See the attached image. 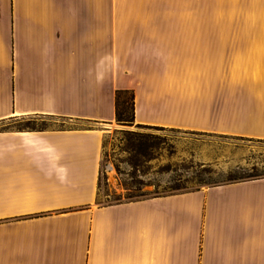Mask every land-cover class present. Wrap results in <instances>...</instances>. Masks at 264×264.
<instances>
[{"label": "crops", "instance_id": "1", "mask_svg": "<svg viewBox=\"0 0 264 264\" xmlns=\"http://www.w3.org/2000/svg\"><path fill=\"white\" fill-rule=\"evenodd\" d=\"M117 93L264 139V0H0V264H264V177L97 203Z\"/></svg>", "mask_w": 264, "mask_h": 264}, {"label": "rangeland", "instance_id": "2", "mask_svg": "<svg viewBox=\"0 0 264 264\" xmlns=\"http://www.w3.org/2000/svg\"><path fill=\"white\" fill-rule=\"evenodd\" d=\"M121 100L124 121L99 126L97 203L164 195L181 190L172 189L177 185L189 189L222 183L237 167L264 170V142L255 141L260 138L138 124L131 118L130 96ZM41 119L24 118L14 126H41ZM199 179L203 182L195 183Z\"/></svg>", "mask_w": 264, "mask_h": 264}, {"label": "trees", "instance_id": "3", "mask_svg": "<svg viewBox=\"0 0 264 264\" xmlns=\"http://www.w3.org/2000/svg\"><path fill=\"white\" fill-rule=\"evenodd\" d=\"M124 105L123 100H121V93H117L115 97V106H116V112H115V119L117 121H124V119L121 118L120 114L122 112L121 107ZM130 108L132 109L131 106V99H130ZM131 118L133 121V115H132V110H131ZM257 142H264L263 139H257L255 140ZM264 177V170H259L256 165H252L250 168H242V167H237V169H234L232 171H229L228 173V178L222 182V183H227V182H237V181H244V180H251V179H257ZM192 182V181H190ZM203 181L199 179V181H195V183H202ZM194 183V184H195ZM221 184V183H217ZM215 185V184H211ZM210 186V185H208ZM185 185H177L176 187L172 189H181L175 192L167 193V194H172V193H183V192H188V191H193L199 189V187H193L189 189L184 188Z\"/></svg>", "mask_w": 264, "mask_h": 264}]
</instances>
